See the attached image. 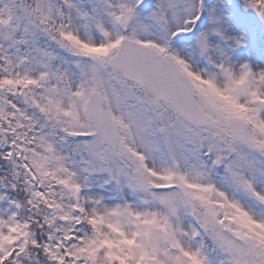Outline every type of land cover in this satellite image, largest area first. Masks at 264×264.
<instances>
[{
    "label": "snow or ice",
    "instance_id": "1",
    "mask_svg": "<svg viewBox=\"0 0 264 264\" xmlns=\"http://www.w3.org/2000/svg\"><path fill=\"white\" fill-rule=\"evenodd\" d=\"M0 264H264V0H0Z\"/></svg>",
    "mask_w": 264,
    "mask_h": 264
}]
</instances>
